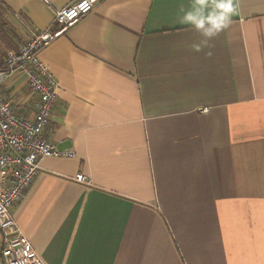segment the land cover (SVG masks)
Instances as JSON below:
<instances>
[{
  "label": "crops",
  "instance_id": "crops-1",
  "mask_svg": "<svg viewBox=\"0 0 264 264\" xmlns=\"http://www.w3.org/2000/svg\"><path fill=\"white\" fill-rule=\"evenodd\" d=\"M79 1L3 0L21 44ZM233 2L199 52L190 0H100L41 51L60 86L44 137L74 154L11 208L42 264H264V0ZM3 93L32 115L23 75Z\"/></svg>",
  "mask_w": 264,
  "mask_h": 264
},
{
  "label": "built area",
  "instance_id": "built-area-1",
  "mask_svg": "<svg viewBox=\"0 0 264 264\" xmlns=\"http://www.w3.org/2000/svg\"><path fill=\"white\" fill-rule=\"evenodd\" d=\"M100 0H80L54 10V31L33 30L17 51L9 50L0 69V264H42L30 240L20 230L11 208L18 204L31 186L44 158L67 156L44 137L58 100L60 86L41 51L89 14ZM25 77V85L35 96L31 116L20 115L3 93L14 75ZM84 181V178H79Z\"/></svg>",
  "mask_w": 264,
  "mask_h": 264
},
{
  "label": "clouds",
  "instance_id": "clouds-1",
  "mask_svg": "<svg viewBox=\"0 0 264 264\" xmlns=\"http://www.w3.org/2000/svg\"><path fill=\"white\" fill-rule=\"evenodd\" d=\"M180 12L182 15L178 17V22L190 26L204 38L192 46L194 51L199 52L230 26L236 6L233 0H190L189 6L182 7Z\"/></svg>",
  "mask_w": 264,
  "mask_h": 264
},
{
  "label": "trees",
  "instance_id": "trees-1",
  "mask_svg": "<svg viewBox=\"0 0 264 264\" xmlns=\"http://www.w3.org/2000/svg\"><path fill=\"white\" fill-rule=\"evenodd\" d=\"M8 11V7L3 0H0V41L7 45L8 48L13 51L19 49L18 44H21L19 35L10 27V24L5 18V14ZM1 51V50H0ZM4 55H1L0 69L4 66Z\"/></svg>",
  "mask_w": 264,
  "mask_h": 264
}]
</instances>
